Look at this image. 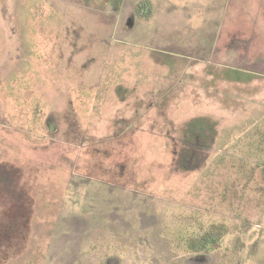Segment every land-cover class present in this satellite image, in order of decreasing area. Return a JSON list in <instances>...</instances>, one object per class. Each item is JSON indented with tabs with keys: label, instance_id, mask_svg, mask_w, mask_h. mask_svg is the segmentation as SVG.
<instances>
[{
	"label": "rangeland",
	"instance_id": "obj_1",
	"mask_svg": "<svg viewBox=\"0 0 264 264\" xmlns=\"http://www.w3.org/2000/svg\"><path fill=\"white\" fill-rule=\"evenodd\" d=\"M257 3L0 0V264H264Z\"/></svg>",
	"mask_w": 264,
	"mask_h": 264
},
{
	"label": "crops",
	"instance_id": "obj_2",
	"mask_svg": "<svg viewBox=\"0 0 264 264\" xmlns=\"http://www.w3.org/2000/svg\"><path fill=\"white\" fill-rule=\"evenodd\" d=\"M256 1L258 2L257 3L258 6L251 9L252 21H251L250 29L253 33H252V36L250 37L251 41L247 44L250 47L245 49L244 29L246 25L244 24V21L242 18L237 19L238 21H236L235 25H229L230 32L226 30L223 36L224 39L222 42H220V45H219L218 52L220 53H214L212 54V56L210 55V57H212L210 61H213L214 58H218L217 56H221L220 61L225 60V61L233 62L235 64V66H233L234 64L233 65H222L225 69L243 70V71H246L244 72V74L251 76L252 78L257 77L259 79H264V70L262 71L256 70V68L260 64L262 63L264 64V23L257 22V20L259 19L258 18L260 14L259 5L261 2L260 0H256ZM243 10L244 9L242 7L236 8V14L243 16ZM223 29H227V28L224 27ZM233 30H234V33H233ZM214 46L215 48H217L216 45ZM246 61L254 62L253 65L252 63L250 64L251 70L244 69L243 65ZM257 91L259 95L261 96L259 100L252 99L251 104L242 102L241 108H239V113L242 116H244L245 110L248 107H250V109L252 110L251 114L253 117V120H252L253 122L251 120H248L249 122H246V120L242 118L239 119V121H237V124L246 126L248 130L249 128L254 126V122L256 119H259L264 116V114L260 113L259 111V108L264 106V92H261L260 89H258ZM256 114L258 115V117L255 116ZM249 132L251 131L249 130ZM254 134L255 136H257L258 132ZM252 138H254L253 135L251 136V138L248 139V141H245L243 139L244 147L246 149L250 148L249 151H253L256 147L255 145H258L259 142L264 143V139L263 140L259 139L255 141Z\"/></svg>",
	"mask_w": 264,
	"mask_h": 264
},
{
	"label": "trees",
	"instance_id": "obj_3",
	"mask_svg": "<svg viewBox=\"0 0 264 264\" xmlns=\"http://www.w3.org/2000/svg\"><path fill=\"white\" fill-rule=\"evenodd\" d=\"M140 7H141V3L138 4V6H137V9H136V12H137V13L139 12ZM146 20H147V19H146ZM208 237H212V235H206V236L204 237V239H206V238H208ZM204 239H203V240H204ZM207 241H208L207 243H209V240H207Z\"/></svg>",
	"mask_w": 264,
	"mask_h": 264
}]
</instances>
